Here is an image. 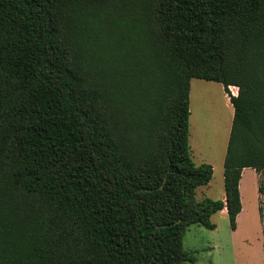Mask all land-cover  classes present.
I'll list each match as a JSON object with an SVG mask.
<instances>
[{"label":"trees","instance_id":"16d2710c","mask_svg":"<svg viewBox=\"0 0 264 264\" xmlns=\"http://www.w3.org/2000/svg\"><path fill=\"white\" fill-rule=\"evenodd\" d=\"M193 78L234 106L225 200L197 198ZM246 167L262 195L264 0H0V264L195 263Z\"/></svg>","mask_w":264,"mask_h":264},{"label":"rangeland","instance_id":"374dc122","mask_svg":"<svg viewBox=\"0 0 264 264\" xmlns=\"http://www.w3.org/2000/svg\"><path fill=\"white\" fill-rule=\"evenodd\" d=\"M191 84L194 113L190 121V147L194 162L200 165L204 155H217L229 137L231 110L224 105L225 91L219 82L193 78ZM232 89L236 91L234 86ZM227 95L230 97L229 93ZM248 175L252 178L250 183L246 180L245 186L243 184L245 209L239 230L231 228L228 214L222 212L212 217L215 229L197 224L190 226L184 236V248L192 250L197 261L184 264H264V222L255 191L250 193L255 190L256 177L253 172ZM261 179L264 182V173ZM211 184L209 188L201 186L197 189L198 199H221L225 191L223 166L217 168ZM260 204L264 216V193Z\"/></svg>","mask_w":264,"mask_h":264},{"label":"crops","instance_id":"0c3cea01","mask_svg":"<svg viewBox=\"0 0 264 264\" xmlns=\"http://www.w3.org/2000/svg\"><path fill=\"white\" fill-rule=\"evenodd\" d=\"M221 87L224 89L225 91V97H226V102L224 103L225 107L229 110H231V121H229V126L231 124V126L229 127V132H231V128H232V123H233V117H234V106L231 102V99L230 97L227 95L226 93V90L224 88V85L222 83H220ZM225 101V100H224ZM190 111H191V115H190V121L192 122V119H193V113H194V110H193V92H192V84H191V91H190ZM230 137V135H229ZM229 137H227L224 141V144L221 146L220 148V151L217 155L213 154L212 155H204L198 164H202V163H210L213 165L214 167V176H215V173H216V170L217 168L219 167H222L223 166V171H224V161H225V156H226V153H227V148H228V142H229ZM255 173V177H256V182H255V190H251L250 193L253 194L254 191H255V194H256V197H257V200L259 202L258 206L260 207V198H261V193L259 191V185H260V173L257 172L256 169L252 168V167H246L243 169V172H242V177H241V180H240V191H241V199H242V211L240 212V214L238 215V227L236 230L234 231H238L239 228H240V222H241V218L242 216L244 215V209H245V193H246V190L244 192L243 190V184L245 186V181H249V183L251 182V178L252 176L251 175H248L249 173ZM213 176V177H214ZM212 181H213V178L212 180L210 181V183L208 185H205V187H210L212 184ZM208 196V195H206ZM221 199H226V193L225 191L223 192L222 196H221ZM222 213L226 214L227 213V208H224L222 211ZM228 214V213H227ZM213 217V216H212ZM213 220V218H212Z\"/></svg>","mask_w":264,"mask_h":264},{"label":"built area","instance_id":"2783aa9c","mask_svg":"<svg viewBox=\"0 0 264 264\" xmlns=\"http://www.w3.org/2000/svg\"><path fill=\"white\" fill-rule=\"evenodd\" d=\"M233 86L236 88V91H234V90L232 89ZM229 89H231V90H230L231 95H233V96H237V95L239 94V87H238V86H236V85H230V86H229Z\"/></svg>","mask_w":264,"mask_h":264},{"label":"bare ground","instance_id":"6f19581e","mask_svg":"<svg viewBox=\"0 0 264 264\" xmlns=\"http://www.w3.org/2000/svg\"><path fill=\"white\" fill-rule=\"evenodd\" d=\"M226 116V115H225Z\"/></svg>","mask_w":264,"mask_h":264}]
</instances>
